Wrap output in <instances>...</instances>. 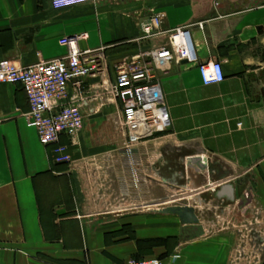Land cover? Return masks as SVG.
I'll list each match as a JSON object with an SVG mask.
<instances>
[{
  "label": "crops",
  "instance_id": "0c3cea01",
  "mask_svg": "<svg viewBox=\"0 0 264 264\" xmlns=\"http://www.w3.org/2000/svg\"><path fill=\"white\" fill-rule=\"evenodd\" d=\"M156 14L164 31L188 28L200 60L220 61L225 79L205 86L196 66L160 61L153 97L166 105L171 128L131 157L118 106L91 100L76 146L60 141L72 162L57 164L54 146H43L28 125L22 87L0 85V264H242L243 239L214 230L198 210L207 194L245 215L264 213V0H105L61 11L50 0H0V60L24 67L102 46L109 57L130 46L127 56H137L168 44L166 35L138 41ZM81 34L88 39L60 44ZM248 155L260 158L245 170L249 184H238L231 158ZM202 156L209 170L187 167ZM228 184L231 193L221 190ZM248 194L252 203L240 208ZM175 205L196 209L201 237L160 212ZM258 252L251 264H264L263 244Z\"/></svg>",
  "mask_w": 264,
  "mask_h": 264
},
{
  "label": "built area",
  "instance_id": "2783aa9c",
  "mask_svg": "<svg viewBox=\"0 0 264 264\" xmlns=\"http://www.w3.org/2000/svg\"><path fill=\"white\" fill-rule=\"evenodd\" d=\"M105 0H50L56 11ZM115 1V0H114ZM164 16L156 14L141 26L145 41L166 35L168 44L150 52L141 51L137 56L116 59L112 62L109 48L74 49L66 57L40 61L34 65L17 66L11 60H0V85H19L25 92L30 112L28 125L37 130L43 146H54L57 164H70L69 147L61 144L67 136L76 146L77 136L85 127V110L92 99L86 97L90 90H99L118 106L121 113L119 126L125 137V149L131 157L137 146L154 135L171 128V119L165 104L153 97L158 84L157 64L160 61L186 62L199 70L203 85L224 82L225 75L220 61L202 62L192 40L191 31L177 28L164 31ZM88 39L87 34L64 38L63 46H73L76 41ZM159 65V64H158ZM113 66V67H112ZM113 69V75H112ZM102 99V94L100 96ZM208 166V157L202 156ZM127 264H161L159 259L131 260Z\"/></svg>",
  "mask_w": 264,
  "mask_h": 264
},
{
  "label": "rangeland",
  "instance_id": "374dc122",
  "mask_svg": "<svg viewBox=\"0 0 264 264\" xmlns=\"http://www.w3.org/2000/svg\"><path fill=\"white\" fill-rule=\"evenodd\" d=\"M104 25V23H103ZM134 47H128L124 48L121 50L118 55L117 53L114 55H110V59L112 62H115L116 58L119 57L121 60L133 56H127L131 52ZM134 53V52H132ZM92 85L88 84L87 91L89 92V95L87 94L86 97L98 102L101 100L100 96L102 94V99L104 103L107 104L108 108L114 107L116 108V104L111 102L109 97L104 95V92H100L99 90H90V87ZM103 110L99 112V115H103ZM115 115L113 112L111 113V116ZM264 135V133H263ZM154 138H157L154 137ZM237 158V159H236ZM260 157L258 155H248L246 157H233L231 158L232 162L235 164H238L236 171L234 172H228L229 174L231 173L233 177L237 178L235 181L236 183H244V184H249V182L252 179V173L245 171L252 164L258 160ZM240 164V165H239ZM137 178V177H136ZM173 190H178L177 187H173ZM207 194L203 196L202 198V207L203 209L198 210L200 214L205 215L208 217L210 222L213 223L214 225V230L217 229H227L231 230L234 233H237L241 239H243L241 242V246L243 245V248H246L245 251L242 252V264H251L255 262L254 260L257 259L259 260V252L258 250L261 249V244L264 246V213L260 212V208H257V210L254 211V214L251 215H245L241 212L237 204H232L230 206H225V205H220L216 204L215 202L210 203V200L212 198L207 197ZM186 196L190 197L192 194L190 191L187 190ZM182 196L173 198L177 202L171 203L172 205L174 204H180L178 202ZM206 197V201H205ZM171 199L170 201H173ZM170 204V205H171ZM255 244V246H253ZM255 247V248H254ZM253 248V249H252ZM258 249V250H257ZM244 250V249H243ZM258 254V256L256 255Z\"/></svg>",
  "mask_w": 264,
  "mask_h": 264
},
{
  "label": "water",
  "instance_id": "95a60500",
  "mask_svg": "<svg viewBox=\"0 0 264 264\" xmlns=\"http://www.w3.org/2000/svg\"><path fill=\"white\" fill-rule=\"evenodd\" d=\"M183 64H186V62H183ZM187 167L191 169H196L197 172H202L209 170V167H206L202 163L201 157H191L189 159ZM219 180H217L218 182ZM213 183V182H212ZM232 185L228 184L224 186L221 190L222 191H229V193L232 192ZM215 197L219 198L221 196L220 192H212ZM232 198V196H229ZM247 200L246 202L241 203L239 206L244 207L246 204L252 203V197L250 194L247 195ZM161 213L163 214H170V215H176L180 218L181 223L183 225V230L182 232H189L193 233V238L201 237L204 234V229L200 225V219L196 213V209L194 207H191L189 205H175V206H169L166 208H163L160 210Z\"/></svg>",
  "mask_w": 264,
  "mask_h": 264
},
{
  "label": "trees",
  "instance_id": "16d2710c",
  "mask_svg": "<svg viewBox=\"0 0 264 264\" xmlns=\"http://www.w3.org/2000/svg\"><path fill=\"white\" fill-rule=\"evenodd\" d=\"M131 47V46H130ZM133 47V46H132ZM115 52H117V51H115ZM115 52H113V53H115Z\"/></svg>",
  "mask_w": 264,
  "mask_h": 264
}]
</instances>
